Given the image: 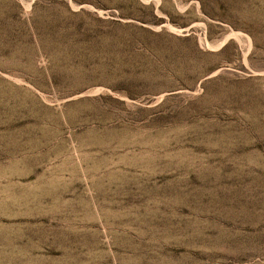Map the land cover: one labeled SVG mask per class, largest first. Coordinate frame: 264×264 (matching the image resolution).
<instances>
[{
	"label": "rangeland",
	"instance_id": "1",
	"mask_svg": "<svg viewBox=\"0 0 264 264\" xmlns=\"http://www.w3.org/2000/svg\"><path fill=\"white\" fill-rule=\"evenodd\" d=\"M0 264H264V0H0Z\"/></svg>",
	"mask_w": 264,
	"mask_h": 264
}]
</instances>
